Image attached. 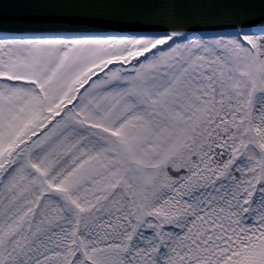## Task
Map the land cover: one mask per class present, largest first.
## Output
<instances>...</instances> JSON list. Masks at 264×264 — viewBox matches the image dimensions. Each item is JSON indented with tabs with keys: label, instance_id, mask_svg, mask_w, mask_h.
Segmentation results:
<instances>
[{
	"label": "snow or ice",
	"instance_id": "6c2138e0",
	"mask_svg": "<svg viewBox=\"0 0 264 264\" xmlns=\"http://www.w3.org/2000/svg\"><path fill=\"white\" fill-rule=\"evenodd\" d=\"M0 264H264V0H0Z\"/></svg>",
	"mask_w": 264,
	"mask_h": 264
}]
</instances>
